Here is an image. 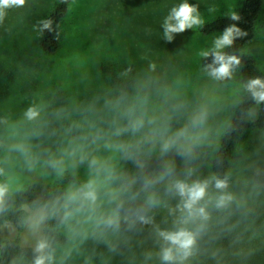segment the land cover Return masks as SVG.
<instances>
[{
	"label": "rangeland",
	"instance_id": "374dc122",
	"mask_svg": "<svg viewBox=\"0 0 264 264\" xmlns=\"http://www.w3.org/2000/svg\"><path fill=\"white\" fill-rule=\"evenodd\" d=\"M242 1L189 3L199 5L206 23L236 12ZM54 2L26 0L23 7L8 9L0 23V62L16 71L7 95L0 99V167L6 173L0 175V182L17 189L39 180L64 192L70 185L83 183L88 178L87 164L74 168L65 157V170L57 174L47 161L59 158L69 144L85 143L93 154L112 155L103 147L104 140L90 144L91 137L89 141L82 138L96 129L113 128L118 112L132 103L143 104L173 130L202 114L197 146L207 150L209 172L210 160L244 91L238 71L230 79L215 80L201 66L198 52L211 47L222 31L202 34L199 28L189 29L168 43L162 38L161 24L182 0H72L62 21L61 47L49 54L39 47L36 26ZM210 7L215 11L210 12ZM246 51L264 69V5ZM105 64L134 70L115 113H107ZM33 106L39 108L40 117L28 121L24 113ZM16 145H23L28 155L15 150ZM183 168L177 160V170ZM232 174L234 199L223 215L209 211L197 252L190 257L193 264H264V130L251 129L240 141ZM111 207L104 202L91 219L77 214L64 220L57 230L66 241L50 250L52 264H152L142 254L144 245L126 233L124 219L118 228L98 223L97 218ZM48 221L46 213L36 232L26 225L23 243L35 245ZM5 228L6 235L16 234L12 227Z\"/></svg>",
	"mask_w": 264,
	"mask_h": 264
},
{
	"label": "clouds",
	"instance_id": "9594fccd",
	"mask_svg": "<svg viewBox=\"0 0 264 264\" xmlns=\"http://www.w3.org/2000/svg\"><path fill=\"white\" fill-rule=\"evenodd\" d=\"M26 0H0V23L3 22L7 10L23 7ZM215 11L214 7L208 9ZM232 21H239L240 15L235 11L227 14ZM50 19L41 20L36 26L38 32H53ZM198 4L189 0L171 7L163 19V39L171 43L176 34L189 29L203 28ZM247 36L236 23L226 26L213 38L211 47L202 49L198 56L210 62L204 71L215 80L233 77L241 65V55L228 51L239 38ZM244 90L257 104H264V78H249L243 84ZM28 121L40 117L38 107H29L24 113ZM203 115H194L190 122L173 130L163 118L150 115L143 104L132 103L118 112L113 120V128L105 131L96 129L82 138L83 141L97 144L104 140L103 147L112 155L102 157L87 150L85 143L69 144L59 158H51L47 164L63 174L66 167L65 157L72 162V167L87 164L88 178L78 185H70L62 196L63 219L69 220L77 214H87L91 219L107 202L110 211L97 218L108 228H118L123 218L125 222L151 223L149 213L158 207L167 206L166 199H176L174 208H169L173 215L171 228H156V236L160 241L159 258L161 264H185L193 256L198 237L203 232L210 218L209 205L216 209L226 208L234 199L229 192L226 178L212 175L208 178H193L195 169L191 166L194 152L199 140L198 129ZM125 134L128 139H122ZM25 156L27 149L23 145L14 146ZM177 160L183 165V171L177 170ZM124 164H131L128 170ZM0 175H6L0 167ZM214 189L215 191H211ZM11 192L9 182H0V213L7 210ZM57 204L60 203L58 199ZM127 205V207H125ZM46 209H37L26 221L30 231L36 232L43 223ZM32 264H52L53 255L46 238H38L34 249Z\"/></svg>",
	"mask_w": 264,
	"mask_h": 264
},
{
	"label": "trees",
	"instance_id": "16d2710c",
	"mask_svg": "<svg viewBox=\"0 0 264 264\" xmlns=\"http://www.w3.org/2000/svg\"><path fill=\"white\" fill-rule=\"evenodd\" d=\"M72 0H55L52 7L41 19H50L53 24V32H40L39 47L44 53L57 52L62 43V21L68 11ZM264 0H243L241 6L236 11L241 17L239 21H232L227 15H222L206 22L199 31L202 34L223 31V29L236 23L242 30L247 32V36L237 39L234 46L228 51L236 52L241 55V65L236 70L239 72L242 84L249 78H264V69L260 66L256 57L246 51L247 46L252 42L256 35L257 23L262 12ZM40 20V21H41ZM208 59H201V66L210 62ZM105 78L107 77L108 93L110 100L107 105V113L117 108V101L121 100L127 89L131 86L133 68L131 66L115 67L105 64L103 67ZM126 71V72H125ZM16 78L14 68L7 67L0 62V99L4 98ZM244 90V88H243ZM264 130V104L257 105L251 96L244 90L240 101L232 110L231 117L225 126L221 135L218 147L210 160V173L206 170L208 153L205 148L197 146L194 152V159L191 166L195 169L193 178H208L216 175L219 178H226L228 181V191L233 189L234 176L232 167L234 166L235 154L240 141L251 130ZM209 161V160H208ZM121 164L128 170L132 169L131 164ZM211 191H215L211 189ZM64 191L60 187L52 186L43 181H32L25 187L11 189L8 199L7 210L0 213V264H32L34 258V244H26L22 241V232L27 225L26 221L37 208H45L49 215V221L43 228V238H46L52 250L56 244L64 243L66 236L59 234L57 227L64 221L62 211V196ZM60 200L57 204L56 201ZM176 199H166V205L153 209L149 216L151 223H132L126 222L128 235L136 239L140 244L142 254L147 255V259L152 264L161 263L159 256L160 241L156 236V228H171L173 226V215L169 213V208H174ZM208 211L223 215L226 208L216 209L214 205H209ZM122 219L123 220V213ZM12 227L16 234L14 236L6 235L3 231L8 230L5 227ZM195 252L197 250L195 249ZM158 258V260H157ZM154 259L155 261H153ZM196 259V258H193ZM185 264H193L191 258ZM200 264V263H198Z\"/></svg>",
	"mask_w": 264,
	"mask_h": 264
}]
</instances>
